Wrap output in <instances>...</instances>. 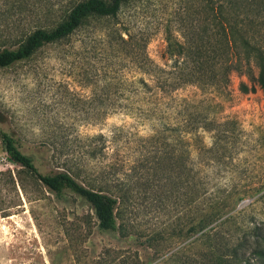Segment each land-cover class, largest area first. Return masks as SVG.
<instances>
[{
	"label": "rangeland",
	"instance_id": "rangeland-1",
	"mask_svg": "<svg viewBox=\"0 0 264 264\" xmlns=\"http://www.w3.org/2000/svg\"><path fill=\"white\" fill-rule=\"evenodd\" d=\"M55 1L51 16H0V50L18 48L38 28H55L79 0ZM213 1L223 4L229 17L234 14L229 0ZM204 6V0H136L117 18L90 19L31 59L0 68V129L19 140L42 174L67 172L84 187L119 198L116 230L102 231L84 198L70 189L54 194L12 163L0 134V264H245L244 259L264 264L247 245L255 243L249 239L253 224L264 220V200L244 195L242 200L200 201L194 195L200 176L222 186L244 184V190L264 182V92L240 93V83L249 81L234 72L231 96L196 87L174 93L179 100L199 103L192 114L235 124L230 127L236 147L200 173L206 161L196 139L185 145L179 131L171 130L161 131L156 143L146 142L153 131L129 114L132 93L116 89L119 79L141 77L136 65L146 56L156 65H171L168 38L184 42L196 35L203 27ZM126 30L144 36L146 56L143 48L117 46ZM202 137L211 146L210 133ZM102 140L104 157L91 158V149H100ZM186 149L189 186L176 169ZM142 154L156 158L142 166ZM102 172L115 175L102 177ZM202 214L216 218L204 231L198 228Z\"/></svg>",
	"mask_w": 264,
	"mask_h": 264
},
{
	"label": "trees",
	"instance_id": "trees-1",
	"mask_svg": "<svg viewBox=\"0 0 264 264\" xmlns=\"http://www.w3.org/2000/svg\"><path fill=\"white\" fill-rule=\"evenodd\" d=\"M60 1V0H59ZM136 0H79L76 2L67 17L55 28L47 30L38 28L33 31L26 40L16 49L4 48L0 50V68H9L17 63L31 59V57L46 45L55 44L65 40L79 31L90 19H113L117 18L123 7ZM56 2V1H55ZM54 0H0V16L3 19L21 18L27 13L44 12L53 15L57 2ZM205 6L202 13L203 27L196 35L185 38L184 42L168 38L167 53L169 59L174 60L171 65L165 67L154 64L146 56L145 47L147 41L144 36L136 37L129 30L119 34L117 46H130L138 52L143 48L146 56L145 63L136 69L140 72V78L126 80L119 79L116 89L122 92L129 91V109L141 125L150 126L153 134L146 142H158L162 132L179 131L181 141L188 145L196 139L200 155H204V164L200 165V173L214 164L215 160L222 161L231 153L238 144L235 129H231L233 122H219L208 116L192 114L191 108L198 107L196 103L188 99H177L174 93L187 87H196L205 94L214 96H231L232 75L234 72L240 76H246L248 83L242 81L239 92L242 94L264 92V0H229L234 14L231 17L226 14L225 6L215 4L213 0H204ZM243 7L244 19H240V8ZM4 27L0 26V34ZM2 36V35H0ZM144 41V42H141ZM254 68L258 70L255 76ZM148 77V78H147ZM124 109L123 100L118 102ZM203 103V101H201ZM174 117V124L171 116ZM176 129H172L175 128ZM172 130V131H171ZM210 133L212 144L206 146L203 136ZM1 139L7 158L14 164L32 173L52 193L59 194L64 189H70L92 207L102 231H115L117 227V210L119 198L113 194L96 191L80 184L72 174L58 172L44 175L37 168L32 156L22 150L20 142L12 134L0 129ZM103 138V136H100ZM143 139V138H141ZM106 142L102 140L100 149H91L90 157H104ZM189 150L186 149L183 162H179L178 177L181 183L190 185V170L188 169L187 157ZM154 158V157H153ZM149 154L139 157V164L148 165ZM156 158V157H155ZM154 158V159H155ZM158 165L163 164L157 161ZM162 170L167 169L165 165ZM204 169V170H203ZM174 170V169H173ZM102 177H114V173L102 172ZM194 195L200 201L209 197L222 200L235 198L242 200L244 195L256 197L257 201L264 200V182L256 186H248L244 190V184H235L233 181L224 186L215 182L208 176H200L199 184L194 186ZM254 192V193H253ZM213 215H203L199 221V230H207L216 218ZM249 239L254 244L248 248L254 257L264 258V220L253 224ZM215 228V227H213ZM213 228L208 229L212 231ZM207 231V232H208ZM206 237H210L203 233ZM246 257V255L244 256ZM245 264H251L249 259H244Z\"/></svg>",
	"mask_w": 264,
	"mask_h": 264
}]
</instances>
